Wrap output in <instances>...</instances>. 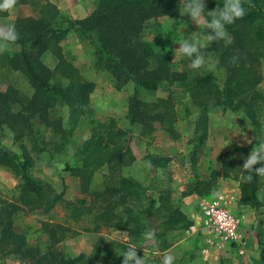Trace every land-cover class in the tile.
<instances>
[{
	"label": "rangeland",
	"instance_id": "obj_1",
	"mask_svg": "<svg viewBox=\"0 0 264 264\" xmlns=\"http://www.w3.org/2000/svg\"><path fill=\"white\" fill-rule=\"evenodd\" d=\"M212 1L180 0L176 17L151 19L135 40L169 62L172 71L187 74L190 81L212 74L222 89L225 71L218 65L217 51L209 49L213 41L209 28L212 25L217 27L220 22L217 17L213 18L209 9ZM97 2L30 0L25 3L20 0H0L6 13L5 16L0 15V37L10 33L18 19H39L42 12H51L50 6L63 17L64 23L84 20L94 12ZM235 10L234 14L240 16L242 10ZM59 15L57 21H60ZM257 26L245 27L241 33L251 35L255 40ZM157 32L172 36L173 42L169 48H162L154 39ZM216 32L226 40L231 39L229 35H224L223 29H217ZM58 48L65 61L78 70L80 79L94 84L86 105L87 113L75 126L70 142L60 143L59 136L45 128L36 118L32 120V134L20 141H15L14 132L6 127L0 135V152L14 154L19 162L24 157L30 158L32 168L29 176L43 187V199L34 201L22 192V182L18 176L0 166V203H11L20 208L12 219V229L25 237L27 246L36 251L38 258L47 256L49 252L70 259L84 255L87 264H101L100 259L94 262L95 246L101 242H114L127 246L129 254L134 252V264H264V207L255 211L239 205L242 168L256 158L263 168L258 195L264 202V103L258 102L254 106V124L242 108L237 112L224 106L207 109L196 106L183 94L139 91V99L147 114L163 112L168 113V116L161 122H150L153 130L141 124L132 128L129 148L135 162L118 173L138 181L146 194L154 198H158L160 192L165 193L169 198V207L179 208L193 223L189 230L167 233L160 241L152 238L151 227L138 237L131 230L143 222L140 212L148 205L145 195L133 202L127 198L123 202L118 200L115 214L123 215L122 221H110L107 226L104 220L97 219L107 204L96 194L103 191L111 172L106 166L95 171L89 187L93 194L83 193L80 181V175L85 171L81 169L80 151L89 140L91 129L103 131L106 128L99 127L104 123L111 124L113 134L117 129H130L127 114L134 84L114 78L106 58L88 40L70 34L59 42ZM2 49L11 51L17 47L2 46ZM199 49L205 51L198 54ZM263 57L258 59L261 81L255 87V91L262 95ZM41 61L53 70L57 64V54L46 52L41 56ZM149 63L152 67L157 65L152 58ZM8 86L27 97L32 93L20 74L0 69V91H5ZM55 114L66 122L69 109L67 106H57ZM202 134H205L203 140ZM99 137L107 138L101 134ZM236 147L249 151L230 154ZM238 154L241 156L238 157ZM149 157L163 160L164 166L153 169ZM230 158L235 160L231 166L226 162ZM72 168L75 172L70 171ZM225 168L229 169L227 173ZM209 181L212 187L208 191ZM202 190L204 193L198 195L197 191ZM55 196L61 198L52 206ZM210 198L230 204L231 209L240 216L241 239L233 246L224 249L211 247L195 225L200 214V200ZM166 213L165 209H160L158 217L164 218ZM134 214L139 219L136 217L129 224L126 218ZM97 225L98 230L94 231ZM0 264L30 262L12 254L0 258Z\"/></svg>",
	"mask_w": 264,
	"mask_h": 264
},
{
	"label": "trees",
	"instance_id": "obj_2",
	"mask_svg": "<svg viewBox=\"0 0 264 264\" xmlns=\"http://www.w3.org/2000/svg\"><path fill=\"white\" fill-rule=\"evenodd\" d=\"M20 1L27 3L30 0ZM179 4L180 0H98L94 12L86 19L67 23H64L63 17L50 6L51 12H42L39 19H18L10 33L0 37V47H17L11 51L0 50V69L20 74L32 90L29 97L22 95L12 86H8L3 92L0 91V135L6 127L14 132L15 141L32 134V120L36 118L45 128L59 136L60 143H69L75 126L87 113L86 105L94 90V84L82 81L78 70L65 61L58 48L59 42L70 34L94 44L99 54L106 58L114 78L134 84L127 114L130 129H117L113 134L110 130L111 124L99 125L101 129L106 128L103 131L92 128L89 140L80 151L81 169L85 170L80 175L81 191L93 194L94 192H90L89 189L92 177L97 169L106 166L111 172L110 179L104 184L103 191L98 192L96 196L101 197L103 203L107 205H104L97 219L104 220L107 226L110 221L120 223L123 215L115 214L117 201L123 202L127 198L133 202L145 195L148 205L140 212L143 222L131 232L139 237L144 234L146 228L151 227L152 238L158 241L167 233L189 230L193 222L179 208L169 207V198L165 193L160 192L158 198H154L146 194L138 181L118 173L135 162L129 148L132 128L141 124L148 126V130H153L150 122L155 120L161 122L168 116V113L163 112L147 114L145 106L143 107L139 99V91L183 94L196 106L207 109L224 106L237 112L242 108L254 124H256L254 106L258 102L264 103V95L255 91V87L261 81L258 59L264 55L262 22L264 1L214 0L209 5L213 18L217 17L220 20L217 27L212 25L209 28L213 39L209 49L217 51L218 65L225 71L222 89L212 74L199 76L190 81L187 74L172 71L169 62L154 55L149 47L135 40L151 19L176 17ZM235 8L242 10L240 16L234 14ZM0 15H6L2 5ZM58 15L60 21H57ZM257 24L255 40L251 35L241 33L245 27ZM217 29H223L224 35H229L231 39L221 37L216 32ZM154 39L164 49L169 48L173 42L172 36L160 32L154 34ZM49 51L57 54V64L53 70L41 61V56ZM203 51L205 50H197L198 54ZM151 58L157 62L156 66L150 65ZM57 106L68 107L69 115L66 122L63 117L56 116ZM100 134L107 138L99 137ZM203 138L205 134H202L201 140ZM248 151L236 147L229 153L235 155L236 152ZM195 154L196 151L193 155ZM239 156L241 155L238 154ZM257 160L258 158L243 166L239 187V205L255 211L264 207V202L258 195L263 168L261 162ZM234 161L232 158L226 159L229 166ZM149 164L156 169L164 166V161L149 157ZM0 166L10 169L18 176L22 182V192L27 196H31L34 201L43 199V187L29 176L32 168L30 158L24 157L22 162H19L14 154L3 151L0 152ZM73 169L70 171L75 172ZM214 175L213 172L212 176ZM211 187L209 181L206 190H210ZM203 193L204 190L197 191L198 195ZM60 198L61 196H55L52 206ZM160 209H165L166 217H158ZM18 210L20 208L15 204L0 203V258L13 254L30 264H87L84 255L70 259L49 252L47 256L38 258L36 251L27 246L25 237L12 229V219ZM136 217L138 220L139 216L134 214L126 218V221L130 224ZM98 227L97 225L94 231H97ZM129 252L130 249L123 244L101 242L95 246L94 262L100 259L101 264H134L132 262L134 252L132 254Z\"/></svg>",
	"mask_w": 264,
	"mask_h": 264
},
{
	"label": "built area",
	"instance_id": "obj_3",
	"mask_svg": "<svg viewBox=\"0 0 264 264\" xmlns=\"http://www.w3.org/2000/svg\"><path fill=\"white\" fill-rule=\"evenodd\" d=\"M196 227L215 249L233 246L241 239V219L230 204L217 198L201 199Z\"/></svg>",
	"mask_w": 264,
	"mask_h": 264
}]
</instances>
